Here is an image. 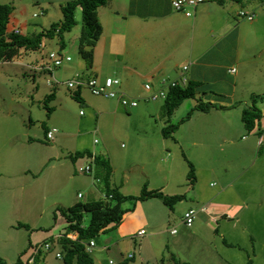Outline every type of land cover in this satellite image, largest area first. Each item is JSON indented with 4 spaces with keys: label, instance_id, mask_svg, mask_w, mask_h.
<instances>
[{
    "label": "rangeland",
    "instance_id": "374dc122",
    "mask_svg": "<svg viewBox=\"0 0 264 264\" xmlns=\"http://www.w3.org/2000/svg\"><path fill=\"white\" fill-rule=\"evenodd\" d=\"M66 1L0 0V3L12 5V13L16 15L14 17L23 23L27 32L33 33L58 21L62 17L61 5ZM236 3L242 5L241 2L236 1ZM245 7L254 8L256 11L253 20H256L257 15L264 14V0H251L250 5ZM75 17L76 25L71 31L64 34V48L58 47L61 52L69 54L71 60L53 68L56 73H63L65 70L60 79H56L60 88H66L68 77H70L69 79L74 78L73 71L70 68H64L66 65H76L83 61L85 70L82 71V74L85 78L93 70H98L103 77L105 75L101 74L103 70L100 69L103 67L104 59H97L92 65H88L79 54L78 36L82 23L80 7L77 8ZM237 17L239 21L244 22L242 28L253 27L247 24L248 20ZM101 18L103 20V17ZM54 42V40L45 41L47 46L52 47H55ZM22 55L15 57L13 61L0 62V141L5 137L12 136L15 132L17 134L14 140L17 137L26 136L22 144L15 145V147L8 145L0 152V164L1 169L4 170V168H8L4 167L5 163L9 161V158H12L15 165L22 163L24 166L34 168L35 172L39 166V159L34 158V155L38 154L37 156L45 159L54 154L51 145L55 143L58 133L55 134L54 141H48L45 139L46 127L50 129L57 127L60 130V127L54 124L59 123L63 129H71L73 132H77L76 129H91L97 125L101 111L99 109L94 113L87 108V105L80 106L76 100L68 98L62 108H58L51 115L49 113L50 101L44 99V96L48 90L46 79H54L49 73L44 74L37 71L32 74L33 71L25 69ZM82 89V94L99 108L105 109V105L108 103L110 110H114L113 102L117 97L108 98L94 95L84 86ZM135 99L139 106L133 107L127 112L121 108V105L115 114L105 115L103 117L105 121L102 120L101 124V129H105V141L108 140L107 136L111 129L116 133V140L111 139L116 141L112 144L117 154L116 160H114L117 166L116 178H119L124 169L128 168L131 176L130 186L134 185V177L139 174H143L144 180L151 185H158L167 183L164 174H169V188L172 186L175 188L174 184L178 183V188H181L185 198L174 203L172 209L163 204V207L167 209V219H164L163 216L161 218L159 208L155 205L148 206L151 204H143V201L140 200L136 202L127 200L123 205L126 208L132 207V209L124 213L121 222L93 237L97 243L91 248L90 253L95 264H105L104 259L108 257L123 260L129 253H133L134 256L129 259L128 264H177V261L188 264H246L248 260H251L252 264H264V154L256 157V152L244 144L247 139L252 138L250 133L246 129H239L242 130V133L238 132L232 143L224 141L220 135L219 141L210 145L207 144L208 140H205L202 145L178 147L173 144L171 138H163L160 135V129L171 123H177L180 117L185 116L196 103L195 99L187 98L184 104L176 108L167 122L165 121L166 114H163L164 108L161 99L148 102L139 99V97H135ZM141 109H143L142 113L139 114ZM150 110L156 113L151 114ZM236 121H238L237 118ZM78 124L79 126H77ZM182 131L183 129H179V132ZM137 133L149 136V139L138 140L141 136H138ZM243 134L246 136L245 138L241 137ZM127 135H129V139L126 138ZM132 137L137 140L135 146L128 149ZM93 138L101 140L98 134H93L92 140ZM36 140L42 141V143H38ZM89 141V136H84L85 144H89ZM141 142H144L145 145ZM168 144L173 151L168 149L166 146ZM95 145L99 146L100 143ZM199 147L204 149H197ZM131 149L134 154H128V150ZM142 149H145V152H142ZM70 154V158L73 160L74 153ZM81 157H85V155L77 158ZM189 161L193 165L195 177H199L198 181L195 180L196 182L193 184L195 189L190 187V181L187 178L190 168ZM80 163L83 167L86 160H82ZM79 166L77 165L78 172H74L71 178L67 173L52 180L47 175L51 169L46 167L38 175V179L34 180V184L40 186L42 190L35 192L36 198L32 199L36 201V206L29 208L27 217L23 216L26 221H21V223L24 227V240L27 241V244L30 240L34 244L30 250L35 253V264H62L61 259L55 256V250L58 247L52 246L50 249H46L44 246V240L51 235V232H53L52 235L58 232V229L54 231L50 229L55 223L53 215L56 206L54 204L52 206L53 200L54 202L56 200L63 202L66 201V198L70 201L72 198H77L79 201H86L95 198L89 193L91 187L88 189V184L85 186L82 184V181H89L90 172L80 173ZM210 168L213 170L210 171ZM244 169L245 171L239 176L234 187L238 190L242 188L238 193H243L247 197L236 200V203L240 205L236 215L231 218L223 216L217 220L211 213L204 216L198 212L190 227L183 223V213L189 208L196 210L202 206L210 208V201L231 202L233 196L231 187L223 186L222 177L234 176ZM94 184L96 187L102 188V183L95 182ZM186 188L188 191H185ZM78 192L83 196L78 197ZM132 192V195H137L140 193V189ZM16 194L18 195L19 192ZM234 195L237 197V194ZM149 201H158L160 207L162 206L161 200L157 197L149 198L146 203ZM37 206H39L38 210H36ZM14 213H19V211ZM57 216L59 218L58 214ZM148 220H151L152 227L145 222ZM33 224H39L38 226L41 227L37 230L32 229ZM140 227L144 228L145 233L141 236L135 235ZM171 229H175L177 233L171 232ZM120 232L133 236L136 238L135 242L133 241L130 246H127V239L117 240ZM106 237H109L110 242L108 248H105L101 242V238L105 239ZM111 238H115V240L111 241ZM36 245L39 246V251L36 249ZM5 256L6 260L11 261L15 254L12 252Z\"/></svg>",
    "mask_w": 264,
    "mask_h": 264
},
{
    "label": "crops",
    "instance_id": "0c3cea01",
    "mask_svg": "<svg viewBox=\"0 0 264 264\" xmlns=\"http://www.w3.org/2000/svg\"><path fill=\"white\" fill-rule=\"evenodd\" d=\"M236 1L241 2L242 5L236 3ZM250 2L251 0H203L195 7L193 14L187 16L182 12L175 11L171 5V0H109L107 4L97 9V15L102 25V33L93 47V62L97 59H104L103 67L100 68L103 70L101 74H105L104 77H117L120 80L116 87L119 92L131 98L139 97L145 102L150 99L147 98L148 93L143 88L144 83H151L155 89L158 87L161 78H176L182 67L187 65L186 73L189 81L196 85L197 93L193 97L196 103L193 104L185 116L180 117L177 122L178 126L171 136H163L161 129L160 135L163 138H171L173 144L178 147L202 145L205 140H208L207 144L210 145L218 142L221 136L224 141L232 143L236 139V134L238 132L242 133V130L239 129H246L242 121V114L243 110L251 102L252 93L264 92V14L257 15L256 20L247 23L254 28L252 26V28H242L244 22L239 21L237 17L240 9L256 12L254 8L245 7L250 5ZM257 11L260 12L261 10ZM14 16L16 15H12V19L15 25L20 26L22 32H27L23 23H20V20ZM101 17H103V20ZM257 27L259 28L257 29ZM46 40H54L55 47L47 46ZM58 47L57 38H51L43 41V46L40 50L23 51L25 69L31 70L33 73L37 71L44 74L47 73L36 69V67L47 62L46 53L48 50ZM64 68H70L73 71V76L82 74V71L84 72L85 70L83 61L76 65H66ZM95 68L98 69L97 66ZM231 68H234V71H230ZM64 72L65 70L63 73H56L53 69L52 75L58 80ZM57 74L59 75L58 77ZM90 75H96L100 79L104 78L98 70H93ZM47 79L46 86L48 90L44 99L50 101L49 113L51 115L58 108H62L68 98L75 101L71 97V90H77L80 92L83 103H76L80 106L87 105V108L94 113L100 109L101 116L98 117L96 126L91 129H76L77 132H73L71 129H63L59 123H54L60 127V130L57 129L54 132L52 140L46 138V132L50 130V128L46 127V140L54 141L55 134L58 133L55 143L51 145L54 154L45 159L42 157L43 160L40 156H37L38 154L34 155V158L39 159V166L35 172L34 168L24 166L22 163L15 165V161L12 158H9L10 162L8 161V164L5 163L4 165V167L8 168L3 170L0 164V259L5 264H13L19 257L20 252L27 248L29 244L34 246L31 240L28 244L24 240V227L20 224L21 221H26L23 216L26 215L27 217V213L30 211L29 208L36 206V201L32 198H36L35 192L42 189L34 184V180L38 179V175L41 174L43 169L46 167L51 169L47 175L52 180L58 179L59 176L67 173L70 174L69 178L73 177V173L78 172L77 165H80V173L87 174L83 168L90 163V157L86 155L85 157L72 160L70 153L88 149L93 154H101L104 158L106 157L112 166L111 181L125 195L133 193L132 191L136 189L141 191L142 186L145 184L148 189H159L170 195L183 193L181 188H178V183L174 184L175 188L173 186L169 188V174H164L166 175L167 183L158 185H151L144 180L143 174H139L134 177V185L130 186L131 182L129 180L131 176L128 168H125L121 176L116 178L117 166L114 160H116L117 154L112 147V144L116 142V133L111 129L109 131L111 134L109 133L107 136L109 138L105 141V129H101V124L102 120L105 121L103 119L105 115L111 116L112 113L115 114L117 109L119 110L120 102L115 99V102H113L114 110H110L108 103H106L105 109L99 108L92 100L82 94L83 86L71 89L66 85V88H60L57 83L53 86L51 83L49 84ZM49 94H52L50 98L47 97ZM198 99L215 103L216 106H212L207 110L193 108L197 104ZM185 100L181 104H184ZM163 103L164 101L162 100V106ZM256 105L261 110V117L256 121L254 127L248 131L252 138L247 139L244 144L247 148L255 151L256 157H258L264 154V101L258 100ZM137 106H139V103ZM121 108L128 112L133 107L125 108L121 106ZM176 108L170 114H166L165 109H163V114H166V122L170 120ZM142 110L139 111V114L142 113ZM150 112L152 114L155 111L150 110ZM236 118L238 121H236ZM179 129H183V131L179 132ZM16 134L17 132L0 141V152L4 148L6 149L8 145L15 147V145L22 144L26 136L17 137L14 140ZM93 134L100 135L101 140L98 141L97 138L92 140ZM137 134L141 136L138 140L149 139V136ZM84 136H89V144H85ZM241 137L245 138L246 136L243 134ZM112 138L115 140H111ZM126 138L129 139V135ZM200 138H202V141H200ZM136 140L137 138L131 140L132 142L128 149L135 146ZM37 142L42 143V141ZM98 143L100 145L96 146L95 144ZM141 143L144 144V142ZM166 146L173 151L169 144ZM144 147L147 148V146ZM197 149L201 150L204 148L199 147ZM142 152H145V149H142ZM130 153L134 154V151L132 153V149L128 150V154ZM82 160H86L83 167L80 163ZM209 170L212 171L213 169L210 168ZM243 171L245 169L234 176L222 177L223 186L229 185L233 196L232 200H230L231 202L210 201V213L217 220L223 216L231 218L236 215L240 209V205L236 203V200L247 197L243 193H238L242 188L238 190V188L234 187ZM92 172L89 174V181H82V184L84 186L88 184V189L91 187L89 193L95 197L94 199H97L103 196V190L94 184L95 182L98 183V180L94 178V173L92 174ZM198 179V176L197 178L195 177L196 181ZM224 179L226 180L224 181ZM188 188L185 191H188ZM192 188L195 189V186H192ZM17 192H19L18 195L16 194ZM234 194H237V197ZM148 200L143 201V204L157 206L161 213V218L163 216L164 219H167L168 213L167 209L163 207V203L160 201L162 205L160 207L158 201L146 203ZM77 201H79L77 198H72L71 201L66 198V201L63 202L61 200L54 202L53 200L52 206L54 204L56 207L59 205L66 207ZM38 209L39 206L36 207V210ZM16 211H19V213H14ZM200 214L209 215L205 212H200ZM53 219L55 223L50 229L52 231L58 229V232L53 234L55 236L63 232L66 222L60 215L59 218L58 216L54 218L53 215ZM145 222L152 227L151 220ZM38 225L33 224L34 228L32 227V229H39L41 226ZM140 229L144 228L140 227L137 229L135 235L141 236L138 234ZM25 230L27 232V229ZM48 233L50 234V232ZM109 237L101 238L105 248L109 247ZM116 239H127L126 245L130 246L133 241L135 242L136 238L128 236V233L120 232ZM114 240L115 238H111V241ZM96 243V240H94V246ZM58 250L59 248L55 250V253ZM12 252H14L15 257L11 261L6 260L5 255ZM31 253L32 251L28 248L21 258L25 260ZM109 259L121 262L130 258H128L127 254L123 260L108 257L104 259L105 264H108Z\"/></svg>",
    "mask_w": 264,
    "mask_h": 264
},
{
    "label": "trees",
    "instance_id": "16d2710c",
    "mask_svg": "<svg viewBox=\"0 0 264 264\" xmlns=\"http://www.w3.org/2000/svg\"><path fill=\"white\" fill-rule=\"evenodd\" d=\"M108 1L109 0H67L61 5L62 17L58 21L52 22L48 27L33 33L22 32L20 26L19 33L13 32V27H16L12 19L13 6L7 3H0V62L12 61L15 57L21 55L23 51L39 50V45L42 44L43 46V41L45 39L57 38L60 49L64 48V34L71 31L76 25L75 14L77 8L80 7L82 10V23L78 36V51L85 62H87L88 65H92L93 47L102 33V25L97 15V9L107 4ZM86 66L87 65H85V67ZM38 70H43L47 73L51 72L47 69ZM81 76L85 78L83 74H81ZM56 83L57 82L51 84L53 86ZM80 86L84 85H77L71 87V89ZM71 91V97L82 104L83 99L80 92L77 90ZM196 93V85L189 81V77L185 85L179 84L169 87L166 97L163 100V107L166 114H170L185 99L190 97L193 98ZM50 95L52 94H49L47 97L50 98ZM250 100V104L243 110L242 114V121L247 131H250L254 127L256 121L261 117V110L256 105V102L258 100L264 101V92L252 93ZM212 106H216V104L198 99L197 104H195L193 108L207 110ZM177 126L178 123H171L167 126H163L161 129L162 135L166 137L171 136ZM84 155H88L92 158V174L94 173V178L102 183L103 196L97 199L77 201L66 207L58 206L55 208L54 218L59 214L65 220L66 225L63 232L55 236L50 235L44 240V243H49L50 247L57 246L59 248L58 251L61 255L60 259L62 264H94L93 257L90 251L87 250L86 244L97 234L121 222L124 213L132 209V207L126 208L123 205L127 200L136 202L138 200L144 201L152 197H157L165 206L172 209L174 203L185 198L184 193L170 195L159 189H147V185H143L140 193L137 195H125L120 191L117 185L112 183V166L106 157L104 158L101 154H93L90 150L84 149L76 151L72 155V158L75 160L77 157ZM189 163L190 168L187 173V178L192 187L195 183V173L192 163L190 161ZM20 225L23 226L22 223ZM31 246L33 245L29 244L27 248L21 251L19 257L13 264H35L34 252L25 260L21 258ZM38 247L39 246L36 245V249L39 251L40 248ZM133 256L128 258H133ZM128 261L129 259L116 262V264H128ZM0 263L5 264L2 259H0ZM177 264L188 263L177 261ZM246 264H252L251 260H248Z\"/></svg>",
    "mask_w": 264,
    "mask_h": 264
},
{
    "label": "built area",
    "instance_id": "2783aa9c",
    "mask_svg": "<svg viewBox=\"0 0 264 264\" xmlns=\"http://www.w3.org/2000/svg\"><path fill=\"white\" fill-rule=\"evenodd\" d=\"M203 0H171V4L173 8L176 11L182 12L187 16H190L193 14V11L195 7L201 3ZM36 14V13H35ZM238 16L241 18H244L248 21H251L254 19L255 14L253 12L246 11L244 9H240L238 11ZM13 32L19 33L20 28L18 26L13 27ZM42 48V44L39 45V50ZM46 59L47 62L40 64L36 69H47L48 71H51L49 74L53 77L54 80L48 78L47 82L53 83L58 82L54 76L52 75V70L54 67H59L63 63L70 61L71 56L69 54L63 53L60 51L59 48L50 49L46 53ZM187 65H184L179 72V75L176 78H161L158 84L157 88H153L152 84L149 82L144 83L143 88L148 93L147 98L150 100H164L166 97L167 89L169 87L175 86V85H185L188 81V77L186 74L187 71ZM230 71H234V68H231ZM53 81V82H52ZM120 83V80L117 77L113 76H107L102 79L98 78L96 75H90L86 78H83L81 74H75L74 78L68 79L66 81L67 87H75L77 85H84L88 90L93 93L94 95H102L108 98L117 97V100L120 102V104L125 108H132L137 106L138 102L135 98L128 97L124 93H121L117 90V86ZM82 112V111H81ZM57 130V128L53 127L52 129L48 130L46 132V138L48 140L53 139L54 132ZM96 141V139H95ZM92 158L90 157V163L86 164L83 168V170L88 173L92 172ZM78 196L81 197L82 194L78 193ZM198 212H205L207 214H210V209L207 206H202L199 208V210L189 208L183 213V223L190 227L194 221V218ZM171 232H176L175 229H171ZM145 233L144 229H140L138 231V234L142 235ZM44 246L46 249L50 248L49 243H44ZM94 246V239H90L88 243L86 244V248L88 251L91 250V248ZM56 257L60 258V252L57 251L55 253ZM128 257H132L133 253H129L127 255ZM109 264H116L115 261L112 259L108 260ZM149 264V263H146Z\"/></svg>",
    "mask_w": 264,
    "mask_h": 264
}]
</instances>
